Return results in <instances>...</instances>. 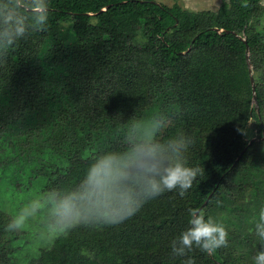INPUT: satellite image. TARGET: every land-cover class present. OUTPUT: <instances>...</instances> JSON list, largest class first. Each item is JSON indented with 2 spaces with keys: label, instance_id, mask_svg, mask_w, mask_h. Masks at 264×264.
Instances as JSON below:
<instances>
[{
  "label": "trees",
  "instance_id": "1",
  "mask_svg": "<svg viewBox=\"0 0 264 264\" xmlns=\"http://www.w3.org/2000/svg\"><path fill=\"white\" fill-rule=\"evenodd\" d=\"M48 5L46 28L0 53L7 199L39 181V197L74 188L98 154L127 147L132 121L159 114L166 126L157 138L177 129L190 134L184 159L200 173L183 196L162 193L121 223L80 225L40 244L43 213L9 231L12 214L0 205V264H251L259 247L252 229L264 205L262 0H223L217 10L200 11L178 0ZM249 121L260 137L251 143ZM190 209L223 223L227 245L214 254L193 247L173 255L170 242L188 227Z\"/></svg>",
  "mask_w": 264,
  "mask_h": 264
},
{
  "label": "clouds",
  "instance_id": "2",
  "mask_svg": "<svg viewBox=\"0 0 264 264\" xmlns=\"http://www.w3.org/2000/svg\"><path fill=\"white\" fill-rule=\"evenodd\" d=\"M48 7V0H0V53L28 32L45 29ZM165 126L162 114L147 121H132L124 150L98 154L74 188L52 189L30 199L11 216L6 229L21 230L38 213H43V227L38 235L48 240L80 225L121 223L135 215L149 199L165 192L175 190L183 196L200 173L198 166H190L184 159L193 138L177 129L166 139H158ZM237 130L243 133L246 127ZM252 231L259 247L251 256V264H264V205L259 208ZM228 235L224 224L213 216L190 209L188 227L171 240V253L182 257L196 247L214 254L227 245Z\"/></svg>",
  "mask_w": 264,
  "mask_h": 264
},
{
  "label": "rangeland",
  "instance_id": "3",
  "mask_svg": "<svg viewBox=\"0 0 264 264\" xmlns=\"http://www.w3.org/2000/svg\"><path fill=\"white\" fill-rule=\"evenodd\" d=\"M169 6L176 0H160ZM181 4H183L186 8L200 11L205 9L217 10L223 0H178ZM264 3V0H262ZM262 26H264V19L262 20ZM256 127L253 125V121L249 123L248 129L246 131V139L250 142V140L254 139L255 141L259 140L260 137L258 132H256ZM42 181L32 183L29 189L20 191L16 196L12 197L13 200L7 199L6 194L3 192V184L0 178V205H6V209L10 212V214L14 215L22 206V199L27 196L39 197V192L41 190ZM38 244L45 243L44 239L39 238L37 241ZM31 250V247L29 248Z\"/></svg>",
  "mask_w": 264,
  "mask_h": 264
},
{
  "label": "water",
  "instance_id": "4",
  "mask_svg": "<svg viewBox=\"0 0 264 264\" xmlns=\"http://www.w3.org/2000/svg\"><path fill=\"white\" fill-rule=\"evenodd\" d=\"M242 38L247 43V37L244 35V36H242ZM246 58H247L248 66H249V69H250L251 83H252V86H253V100L255 101L256 106L258 108L257 95H256V86H255V79H254L253 74H252V63H251V60H250V57H249V46L248 45H247V49H246ZM252 141H254V139L250 140L249 143H251ZM243 151L241 152V154L239 155V157L243 154ZM207 201L208 200H206V202Z\"/></svg>",
  "mask_w": 264,
  "mask_h": 264
}]
</instances>
